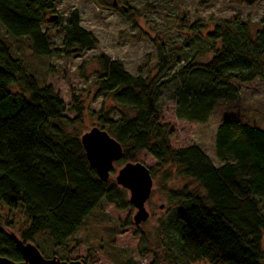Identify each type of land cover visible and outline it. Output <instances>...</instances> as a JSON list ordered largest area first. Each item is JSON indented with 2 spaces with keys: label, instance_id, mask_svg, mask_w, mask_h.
<instances>
[{
  "label": "trees",
  "instance_id": "1",
  "mask_svg": "<svg viewBox=\"0 0 264 264\" xmlns=\"http://www.w3.org/2000/svg\"><path fill=\"white\" fill-rule=\"evenodd\" d=\"M55 1L0 0V25L14 38H29L38 55L93 48L97 40L80 26L76 10L64 24L57 16L63 48L51 46L41 25ZM260 25L252 31L238 18L219 20L202 36L203 22H193L189 30L201 48L176 55L158 45V75L151 80L133 76L107 55L98 58V92L122 111L117 119L99 113L98 120L123 146L120 163L136 162L146 151L158 162L150 168L153 177L162 169L166 179L176 173L196 184L192 190L166 188L181 207L159 220L151 264H264V131L223 121L215 135L216 166L199 145L172 148L170 127L157 118V99L169 79H177V118L196 122L206 121L220 100L239 99L237 84L264 81V17ZM82 109L74 93L69 107L51 85H40L0 35V210H18L28 221L15 229L13 219L0 216L1 256L23 260L14 235L36 243L47 233L55 247H64L103 200L119 210L133 206L125 188L102 181L90 166L73 129ZM141 242L149 245L145 235Z\"/></svg>",
  "mask_w": 264,
  "mask_h": 264
},
{
  "label": "rangeland",
  "instance_id": "2",
  "mask_svg": "<svg viewBox=\"0 0 264 264\" xmlns=\"http://www.w3.org/2000/svg\"><path fill=\"white\" fill-rule=\"evenodd\" d=\"M53 6L54 12L48 11L46 18L60 16L64 24L76 10L80 26L93 34L97 44L86 50L76 48L69 54L44 56L35 53L29 38H14L1 25L0 35L9 44L13 56L36 76L40 85H51L69 107L72 106V94L79 97L83 115L73 124V129L81 136L93 127L107 129L99 122V113L108 112L115 119L122 114L109 95L98 92L100 56L118 60L133 76L141 74L151 80L158 75V45L163 43L176 55H192L201 48V43L189 30L193 22H203L201 34L204 36L212 30L215 22L237 18L256 31L264 17V0H56ZM57 19L59 17L52 22L46 20L41 28L48 32L52 47L63 48L65 34L55 22ZM191 37L194 39L190 40ZM187 44L189 47L185 46ZM210 58L202 59L208 61ZM173 73L171 69L164 77L169 79ZM237 86L241 92L239 99L220 100L206 121L196 122L177 118L174 101L177 79H169L157 99V118L160 124L170 127L171 147L199 145L217 162L215 135L223 121L236 120L264 129V81L257 79ZM66 115L75 117L72 111ZM136 161L148 168L158 164L146 151L140 152ZM122 165L114 163L110 181L116 183ZM153 181L151 197L145 204L150 213L146 222L135 224L137 210L134 206L119 210L103 200L64 247H55L47 233L39 234L33 244L45 258L82 259L85 264H151L157 252L152 242L156 238L159 220L181 207V203L170 200L167 189L180 191L185 186L190 190L196 187L193 180L176 173L166 179L162 169L157 170ZM0 216L13 219L15 229L28 223L27 217L18 210L1 209ZM142 235L149 239L146 247L142 245ZM262 246L264 248V241Z\"/></svg>",
  "mask_w": 264,
  "mask_h": 264
},
{
  "label": "water",
  "instance_id": "3",
  "mask_svg": "<svg viewBox=\"0 0 264 264\" xmlns=\"http://www.w3.org/2000/svg\"><path fill=\"white\" fill-rule=\"evenodd\" d=\"M56 15L47 20L52 22ZM81 143L90 166L96 171L102 181H108L114 163L120 162L123 157V146L109 132L100 127H93L81 136ZM116 184L129 192V201L136 208L134 222L140 225L146 222L150 213L145 204L153 190V177L150 168L141 162H126L116 175ZM14 239L23 256L21 262H14L0 255V264H85L84 260H61L58 257L45 258L40 250L31 242H24L16 235Z\"/></svg>",
  "mask_w": 264,
  "mask_h": 264
},
{
  "label": "crops",
  "instance_id": "4",
  "mask_svg": "<svg viewBox=\"0 0 264 264\" xmlns=\"http://www.w3.org/2000/svg\"><path fill=\"white\" fill-rule=\"evenodd\" d=\"M256 127L264 131V129L263 128H260L259 125H257ZM215 164H216V166H219L220 165V163L218 161L215 162ZM263 241H264V239H263Z\"/></svg>",
  "mask_w": 264,
  "mask_h": 264
}]
</instances>
